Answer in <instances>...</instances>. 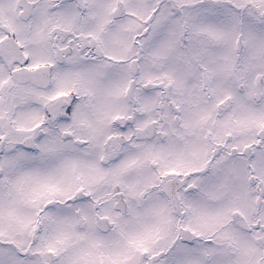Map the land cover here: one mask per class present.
<instances>
[{
	"label": "snow or ice",
	"instance_id": "obj_1",
	"mask_svg": "<svg viewBox=\"0 0 264 264\" xmlns=\"http://www.w3.org/2000/svg\"><path fill=\"white\" fill-rule=\"evenodd\" d=\"M0 264H264V0H0Z\"/></svg>",
	"mask_w": 264,
	"mask_h": 264
}]
</instances>
